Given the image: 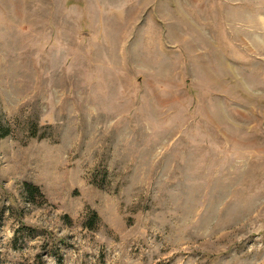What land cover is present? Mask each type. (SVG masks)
<instances>
[{
    "label": "rangeland",
    "instance_id": "1",
    "mask_svg": "<svg viewBox=\"0 0 264 264\" xmlns=\"http://www.w3.org/2000/svg\"><path fill=\"white\" fill-rule=\"evenodd\" d=\"M0 264H264V0H0Z\"/></svg>",
    "mask_w": 264,
    "mask_h": 264
},
{
    "label": "trees",
    "instance_id": "2",
    "mask_svg": "<svg viewBox=\"0 0 264 264\" xmlns=\"http://www.w3.org/2000/svg\"><path fill=\"white\" fill-rule=\"evenodd\" d=\"M23 189L25 190V194L29 200L34 201V194H37V189L35 187L29 186L28 184L23 185ZM91 226V225H90Z\"/></svg>",
    "mask_w": 264,
    "mask_h": 264
}]
</instances>
